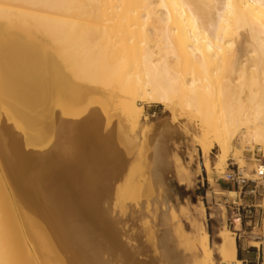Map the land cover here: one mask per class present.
Masks as SVG:
<instances>
[{
    "label": "bare ground",
    "instance_id": "obj_1",
    "mask_svg": "<svg viewBox=\"0 0 264 264\" xmlns=\"http://www.w3.org/2000/svg\"><path fill=\"white\" fill-rule=\"evenodd\" d=\"M22 75L29 80L19 81L17 77ZM64 75L75 83L68 82L67 89L74 96L84 97L92 110L94 106H99L100 112L102 109L108 111L109 106L112 110L119 108L120 113L116 112V115L111 109L112 114L109 111L105 114L119 116L122 126H128L132 133L141 126L145 104L164 105L175 116L185 115L199 129L197 141L205 156L207 172L212 170L209 156L219 148L215 168L224 169L227 159L232 156L247 177L256 176L250 173L252 167L246 168L244 151L256 144L264 152V0H0V96L39 109L63 83ZM2 105L8 107L9 101L4 100ZM77 117L85 119L86 110ZM85 120L78 129L79 137L83 134L84 140L97 138L99 121ZM115 123L118 128L119 122ZM69 130L74 133L71 127ZM69 149L65 150L68 155ZM91 149V152L95 151ZM80 151L81 156L73 157L75 152H71L72 156L68 158L74 159L66 161L65 156V161L55 166L50 159H47L50 163L41 160L47 164L43 168L37 165L39 159L35 156L25 158V166L20 164L21 159H17L14 166L8 155L3 156L6 166L0 161V264H76L71 246L64 241L65 236H56L59 226L56 227L54 214L66 216L69 224L75 226L78 222L75 204L78 202L69 177L72 174L68 171L78 172L81 183L77 182L91 188L99 182L102 174L99 177L97 173H103L105 167L103 162L104 166L100 167L101 162L91 160L92 153ZM36 165L40 166L38 171L34 170ZM119 169L109 171L106 180ZM7 171L12 174L18 192L16 187L12 191ZM103 186L106 189L107 185ZM88 187L82 198L92 194V188ZM105 189L83 206L94 211L100 197L109 193L110 188ZM25 198L29 200L27 205L37 210L35 213L49 221L45 229L41 227L53 232V237L41 232L37 217L23 204ZM17 210L21 211L24 222H18ZM101 217L104 220V216ZM101 217L97 216L99 222ZM81 222L84 226L81 228L92 232L93 222ZM95 229L97 250L92 248V252L97 251L98 259L95 260L98 261L94 262H110L101 259V250L108 244L112 250L116 248L121 254L125 253L124 243H118L114 230L108 227L98 233ZM198 230L197 234L191 235L180 226L176 233L179 245L185 244L186 249L200 254L198 264H216L206 226L201 225ZM233 235L236 233L229 229H221L218 233L221 242L217 252L223 263L238 261V247ZM167 242L164 243L167 245ZM56 249L68 250L71 256L63 261L60 255L58 259ZM89 254L87 252L86 256ZM178 258H174V264L180 263ZM109 260L112 259L109 257Z\"/></svg>",
    "mask_w": 264,
    "mask_h": 264
},
{
    "label": "rangeland",
    "instance_id": "obj_2",
    "mask_svg": "<svg viewBox=\"0 0 264 264\" xmlns=\"http://www.w3.org/2000/svg\"><path fill=\"white\" fill-rule=\"evenodd\" d=\"M17 79L21 82L29 80V78L24 75L18 76ZM62 80L63 83L58 87L53 96H51V99L46 100L44 105L39 109L32 108V104L27 103L26 106L20 105L16 100L0 96V155L2 157V159L0 158V161L2 166H6L3 156L8 155L14 166L17 165V159H21L18 161L21 165L25 166L24 164L27 162L24 163V159L33 158V156H35L41 162V164H39L38 160L37 165H42L43 168L47 165L46 163H50L48 161L49 159L52 163H54V166L58 165L59 162L65 160L69 161L72 156V149L75 148L73 151L75 152V150L79 148L76 150L77 153L72 152L74 155L73 157H75V155L79 156V151L82 150L80 153L88 152L90 155L92 153V156H90L91 160L96 159V163L101 162V166L99 165L100 167L104 165L105 167L110 166L109 168L103 167V173H97L100 175H98L99 177H101L102 174V177L100 180L98 179L99 177L96 178L100 182L96 181V183H94V185L96 184V192H94V185L92 184V181L91 185H93V187L91 188L94 193L92 192L90 196H86L84 198H82V193H85L84 190H86L85 188L88 187V184H80L81 180L80 176H77V174L79 175L78 172L73 171V169L68 171L69 175L72 174V176L69 177L73 182V193L76 195L75 200L78 202H75L76 207H78L76 208L78 222L75 223V226L78 228L69 224L66 216H64V218L63 216H57V214H54V222L56 227L59 226L56 230V236L59 238H63L65 236L64 241H68V246H71L70 251L76 257V264H98L97 262H94L98 261L95 260L98 258L96 253L97 251H94L97 250L95 246V234L97 233L94 229L97 228L95 230L99 233L108 227L114 230L115 236L119 238V240L116 238L118 243L119 241H122L119 244L124 243L123 246L125 253L121 254V252L119 250L117 251L116 248H113L112 250L109 244L108 246L105 245L101 250V253H103L101 254V259L105 262L110 261L108 263L106 262V264H174V258L176 257H179V264H198L200 262L201 255H198V253L195 254L194 252L193 254L188 247L186 249V245L184 243V245H179L180 241L178 240V235H176V233L179 231V227L183 226V228L189 231L191 235L197 234V231L199 232L198 228H200L201 225H205L210 234V242L214 250V259L216 264H264V251L259 247L252 245L257 241L260 242L264 248L263 180L261 181L262 184L259 186L260 193H257L255 196L245 194L244 190L241 193V190H239L237 185L225 179V173L227 171L240 167L239 162L230 156L224 165V169L215 168L219 157L218 155L220 153L219 148H216L211 152L209 157L212 162V170L210 173L207 172L204 166L205 156L197 141L199 129L195 127L194 122H189L185 115L175 116L171 109H166L164 105L145 104L141 126L136 133H132L127 125V127L122 126L120 123V117L115 116L117 113H120L119 108H114V110H112V107L109 106L108 111L111 109L113 114L117 112L114 116L110 115L112 114L111 111L108 112L107 110L105 111L102 109L103 112H100L101 108L99 106L97 108L100 110L98 111L94 106L93 110H95V112H93L92 106H88L89 102L85 101L84 97L74 96V94L67 89L68 82H74L67 75H64ZM4 100L9 101L8 107H4L2 105ZM83 101H85V103ZM86 102L88 104H86ZM64 105H66V107ZM86 105L88 106V110L89 107H91V112L89 110V114L87 113L88 110L86 109ZM78 110H80V112ZM85 110V119L90 121H99V128H97L98 132L96 131L99 138H92L88 136L89 139L87 138L84 140L83 138H86V136L83 134L80 135L83 140L79 137L81 132L79 130L78 133V129L83 126L86 120L78 118L77 116ZM106 112L111 113L107 115L105 114ZM96 116H102L103 118H100L102 121ZM113 119L115 122H119L118 128L116 127L117 124L113 122ZM103 121L106 123L109 122L110 126L107 124L109 127L106 123L104 124V126L108 129L105 127L103 128ZM68 127L69 129L71 127V130L74 133H69L68 131L70 130ZM103 136L106 138L104 139ZM3 142L5 143L3 144ZM27 142H29L30 145L27 146ZM87 143L89 146H87L88 148L86 147ZM18 144L22 147H17ZM91 145L95 146L91 147ZM20 148H24L23 152ZM91 148H94L93 151H95L91 152ZM258 148L261 149L262 147L255 144L252 149L244 151L247 164L246 168L250 169L252 167L250 169V173L252 175L256 173V169L258 170V166L260 164L258 159L264 155L262 149L260 153L258 152ZM67 149H69L70 155L66 152L68 151ZM49 150H51V152ZM26 151L30 153V156L27 155ZM108 153L109 155L113 154V158L111 155H108V157ZM17 156H19V158H16ZM65 156L67 158L68 156L70 157L65 159ZM41 160H44V162L46 161V165ZM37 165L34 168V170L36 169L35 171L40 169V166ZM113 168L114 170L115 168L120 169L118 172L111 175L112 177L110 176L108 180H106L108 173H110L109 171L113 170ZM102 170L97 168L98 172H102ZM75 172L76 175L74 174ZM6 174L9 175L6 176L8 181L11 182L12 191H15L17 187L15 184L13 185L12 174L9 172ZM105 174L106 176L104 177ZM249 178H255V176H250ZM77 181H80V183ZM104 181L108 183L106 184ZM102 182L104 183L102 184ZM104 184L110 188L109 193L100 197L94 211L86 209V202L88 203V200L91 201V198H97V193L104 191ZM79 185L80 187L78 188ZM89 188L90 187H88V189ZM78 189L80 190L79 193H77ZM220 190L224 191L225 194ZM228 190L237 191L238 193L236 196H231L227 192ZM16 191L18 192V189ZM17 192H14V194H18ZM26 201L29 203V200L25 198L23 204H25L28 211L32 215L37 217L38 222L41 224H39L40 227L44 226L45 229V227H47L45 225H47L49 221L47 220L46 222L44 217H40L38 213H35L37 210L32 206L29 207ZM251 204H255V207L250 208L249 205ZM250 209H253V212L249 213L248 210ZM17 213L19 214L17 218L18 222H24V217L21 211L17 210ZM87 215L90 218L88 217L89 220L85 221ZM96 215L98 218L104 216V220L102 217L100 218L103 224L101 221L99 222ZM175 215L177 218H174L176 217ZM240 215L243 220L241 226L239 223L236 224V219H239ZM251 215H253V218H250L252 217ZM92 217L93 219H91ZM64 219H66V221ZM79 220L83 222L85 221L84 223L87 221V223H91L94 220L97 221L93 222L95 227L92 232H88V230L81 228L84 226H81L83 223ZM249 220H252V222L246 224ZM106 221H108L107 224ZM68 224L69 226H67ZM95 224L98 225L99 228H103L104 224L106 225L101 230ZM178 224L181 225L178 226ZM65 226L69 227L70 230ZM73 227L78 231L79 229L82 231L80 230L78 232L76 229H73ZM41 228V232L43 234L48 236L52 234L53 237V232L49 229L44 230L43 227ZM72 229L75 232H73ZM221 229H229L236 233V235L233 236H235L238 247V261L233 263H223L220 261L221 257L217 251L218 245L221 242V239L218 236ZM69 231H72V233H69ZM83 232L85 233L84 235ZM81 233L82 235H80ZM90 233L94 234V237L91 236L92 234ZM86 234H88L89 237ZM257 236H262V239H256ZM86 238H89V240ZM80 241H82L83 244ZM86 241L88 242L86 243ZM166 241H168V246L165 244ZM166 247H168V249ZM92 248H95L93 251L96 253V258L95 255H93L94 252H92ZM60 250L58 251V249H56V256L58 257L59 255L58 259H60V255L63 261L71 256V253H68L70 251L64 250V252L63 249ZM168 250L171 252V255H169ZM187 250H189V252ZM87 252H90L91 254H89V256L87 255L88 257L86 256ZM118 252L120 254H118ZM260 252L261 254H259ZM108 256L112 260H109ZM239 258L242 260V263H240ZM90 259L94 260L91 261Z\"/></svg>",
    "mask_w": 264,
    "mask_h": 264
},
{
    "label": "built area",
    "instance_id": "obj_3",
    "mask_svg": "<svg viewBox=\"0 0 264 264\" xmlns=\"http://www.w3.org/2000/svg\"><path fill=\"white\" fill-rule=\"evenodd\" d=\"M260 151H261V149L258 148L259 153H260ZM258 162L260 163V166H259V170H257V169L255 170L256 171L255 178L247 177L244 174V172L240 169V167H238V168L230 169L229 171H227L225 173V179L230 181V182H233L235 185H237L239 190H241L240 191L241 193L244 190L245 194L255 196L257 193H260L259 186H260V184H262L261 181L262 180L264 181V157L261 156L258 159ZM262 185L264 187V184H262ZM249 207L250 208L255 207V204H251V205H249ZM252 210L253 209H250V210H248V212L251 213V212H253ZM251 216L252 217H250V218H253V215H251ZM239 219H240L241 223H243L241 215L239 216ZM250 222H252V220L247 221L246 224H249ZM256 239H262V236H257Z\"/></svg>",
    "mask_w": 264,
    "mask_h": 264
},
{
    "label": "crops",
    "instance_id": "obj_4",
    "mask_svg": "<svg viewBox=\"0 0 264 264\" xmlns=\"http://www.w3.org/2000/svg\"><path fill=\"white\" fill-rule=\"evenodd\" d=\"M221 191V190H220ZM222 193H224L225 194V192L224 191H221ZM228 193H229V195H231V196H236L237 195V191H232V190H228L227 191ZM237 223H239L240 224V226H241V221H240V219H236V224ZM239 231V230H238ZM253 246H256V247H259L260 249H262L263 251H264V248H263V246L261 245V243L260 242H254L253 244H252ZM239 253V252H238ZM259 254H261V252L259 253ZM240 259V258H239ZM243 260H246V259H243ZM240 263H242V260L240 259Z\"/></svg>",
    "mask_w": 264,
    "mask_h": 264
}]
</instances>
